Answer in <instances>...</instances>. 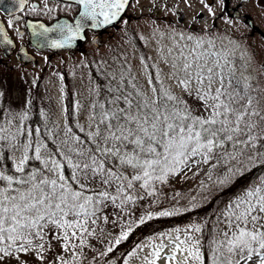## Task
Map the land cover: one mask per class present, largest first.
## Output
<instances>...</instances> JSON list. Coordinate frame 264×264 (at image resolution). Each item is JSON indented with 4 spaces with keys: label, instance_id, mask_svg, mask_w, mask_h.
Listing matches in <instances>:
<instances>
[{
    "label": "snow or ice",
    "instance_id": "obj_1",
    "mask_svg": "<svg viewBox=\"0 0 264 264\" xmlns=\"http://www.w3.org/2000/svg\"><path fill=\"white\" fill-rule=\"evenodd\" d=\"M11 2L23 6L25 0ZM79 3L83 4L84 10L75 28L68 24L58 25L56 29L41 25L43 31L34 33L38 38L46 37L52 31L58 32L61 38L51 41L45 38L38 43L54 48L69 46L84 27L83 21L91 19L94 28L111 23L127 0H79ZM0 7L6 8L3 0H0ZM98 17L103 19L97 20ZM2 31L0 28V33ZM199 59L194 57V61ZM182 70L186 78L178 81L179 86L191 94L190 85L195 79L196 95L203 101L207 115H193L186 102L168 89L152 88L157 94L155 98L139 91L127 95L121 92L107 101V108L105 104L94 105L100 111L92 117L96 124L88 133V142L93 147H85L80 137L72 135L68 129L61 146L56 149L64 163L55 154L42 151L47 149L46 144L35 148L27 144L15 163L16 174L0 170V260L30 251L43 260V253L51 247L49 234L75 259L77 253L74 250L85 244V234H93L90 225L97 223L102 206L108 201L115 203L122 196L125 200L132 199L125 193L133 188L134 181H143L141 187L146 188L153 179L164 180L168 173H174L192 156H207L225 140L232 141L245 132L250 133L256 127L251 117L264 120L260 112L250 111L251 99L240 105L244 97L227 92L223 76L220 87L213 92L211 68L204 75L201 65L185 58ZM205 80L209 84L206 91L202 87ZM228 86H231V80ZM15 139V136L0 135V140ZM249 140H255V137L249 135ZM29 150L34 155L29 156ZM31 159L40 161L42 167L28 168ZM65 167L70 169V176H65ZM224 223L220 238L212 241L211 264H264V189L257 187L248 191L230 205ZM126 235L116 243L119 244ZM170 243L173 247L169 260H175L177 253H181L185 254L184 264H205L199 239L188 236L181 240L177 236ZM164 247L161 245L152 253L155 259L149 260L148 264H156ZM58 259L60 264H69L62 257Z\"/></svg>",
    "mask_w": 264,
    "mask_h": 264
},
{
    "label": "rangeland",
    "instance_id": "obj_2",
    "mask_svg": "<svg viewBox=\"0 0 264 264\" xmlns=\"http://www.w3.org/2000/svg\"><path fill=\"white\" fill-rule=\"evenodd\" d=\"M238 3H240V11L250 14L259 29H255L253 32V28L243 18L233 17L226 13L224 11V3L221 0H135V10L125 20L123 28L110 29L103 36V39L110 40L114 33H120L122 39L119 42V53L123 57L125 52L134 51V47L126 43V34L132 30L139 31L148 46L149 56L153 59L156 73L158 74L159 72L161 79H164L180 95L189 93L184 91L178 83L180 79L186 78L182 67L185 63V58H187L189 62L201 65L204 75H207V69H212V89L220 87V77L223 76L224 85L228 93H239L246 100H255L262 108V105H264V0H233L234 5ZM154 10L159 11L160 15H164L165 18H169L170 15V23L164 19L154 18ZM182 15L183 19L181 20L180 17ZM209 27H212L213 33L205 34L203 30ZM98 40L100 41L99 38ZM95 50L98 49L95 48ZM5 57L0 51V58L4 59ZM45 57L40 55V60L37 64L31 63L20 66L22 68L19 67L17 69L25 68L24 70L30 72L33 80H35L39 70L45 64ZM49 57L51 59L46 68H50L53 64H62L64 60L68 62L69 66L67 68L70 74L74 76V81L78 87L80 122L89 131L94 130L96 121L92 118L94 116L93 89L88 76L79 66L80 60H76L73 63L74 57H71L69 53L50 54ZM194 57H200V59L194 61ZM132 58L137 70H121V74L126 77H130L132 74L134 77H142V82L147 88L151 89V93L155 97V93L152 92L154 87L149 82L151 79L149 64L140 63L143 60L138 58L136 54ZM9 59L13 60V58ZM15 60L14 63H16ZM4 64H6L4 61L0 64V80H9L11 77L8 72L5 73L2 70ZM174 64L176 65L175 68L173 67ZM75 69L81 71L77 73ZM55 70V68L50 69L52 71L49 73L50 76H46L47 78L44 79V93L49 94L47 91L50 90L55 108L59 114L58 118L62 122L64 119L62 75L61 77L55 75L56 77L54 78ZM229 80H231V86H228ZM197 87L198 85L193 79L190 91L196 92ZM202 87L205 91L208 89L207 80H205ZM117 88L120 91L116 92L125 93V88L119 86L115 87L114 91ZM15 90L20 89L17 88L16 84H13L12 92L14 91V95H17L18 92ZM192 98L196 99L197 102L201 101L197 98L196 93L192 95ZM3 130L10 132L11 137H16L13 140L16 145L15 163L18 162L23 153V146L27 144H32L33 148L39 144H46L47 149H42V151L51 152L60 160L56 153L57 148L54 147L51 141L48 143L42 139L40 127L32 131L30 127L18 126L14 128L13 124L9 122L3 127ZM29 132L31 135H29ZM66 133L64 131L62 134L65 135ZM205 159H207V162H205ZM241 167L242 162L234 159L231 155L216 153L213 155L207 154V156L204 154L192 156L183 165L182 169L188 172L186 175L187 183H192L191 186L199 191L204 189L206 199H213L216 193L212 195L215 189H210V186L225 182L239 172ZM249 187L250 191L257 187H264V175L259 177ZM167 192L163 195V198L149 199L147 207L144 206L148 216H155L161 213L171 214L180 205H187L181 201L182 198H178L174 194L172 189ZM195 197L200 200V203H206L200 193ZM108 212L111 211L109 210ZM99 225L102 228L107 227L105 222H101ZM90 228L92 227L90 226ZM177 236L181 240L188 236L197 239L194 233L186 228L168 231L165 237L161 233L158 237L148 236L140 241L130 252L125 264H148L149 260L155 259L152 253L159 249L161 245L166 247L161 251L160 258L156 260V264H184L185 254L177 253L175 260L168 259L172 255L173 247L170 241L175 240ZM49 240H51V247L43 253V260L38 258L36 252L30 251L28 253L21 252L15 253L13 256H6L3 260H0V264H44L55 259V256L59 257L68 253L63 251L60 242L51 239V234H49ZM74 242L78 243V241ZM17 256L19 259L16 258Z\"/></svg>",
    "mask_w": 264,
    "mask_h": 264
},
{
    "label": "trees",
    "instance_id": "obj_3",
    "mask_svg": "<svg viewBox=\"0 0 264 264\" xmlns=\"http://www.w3.org/2000/svg\"><path fill=\"white\" fill-rule=\"evenodd\" d=\"M2 70L5 73L8 72L11 78L0 80V126L10 122L14 128L18 126L30 127L32 131H35L37 127H40L42 139L48 143L51 141L56 148L60 147L65 135L62 134L63 128L57 127V124L54 123L53 105L50 104V98L45 97L40 88L42 83L40 84L38 81L36 84H30L25 71L16 70L7 64H4ZM153 80L158 90L168 89L186 102V106L193 115L201 113L207 115L204 112L203 101L197 102L191 94H178L163 81H159L158 77L157 79L154 77ZM95 82L96 91H98L95 105L105 104L106 108L109 107L107 101H110L114 95H120L118 92L110 91L112 88L110 86H113L111 76L100 74L96 77ZM13 84H16L20 89L15 90L18 92L17 95H14V91L12 92ZM21 84L23 85L21 86ZM119 87L125 88V95L126 93L135 94L138 91L133 87V84L132 86L128 84ZM65 97L67 102L66 125H68L66 132L71 129V134L79 136L85 147H93L94 145L88 142L89 131L80 125V115L76 109L78 97L74 85L69 81L65 82ZM243 104H245V99L240 101V105ZM240 105L235 106L239 107ZM99 111L98 107H94V114ZM250 111L260 112L261 116H264V105L261 108L254 100ZM251 122L256 127L250 133L245 132L234 137L232 141L225 140L222 146L216 147L211 153H208L209 155L228 154L242 162L239 172L225 182L210 186V189H215L212 195L216 193L213 199H206L204 189L199 191L191 186L192 183L186 182L188 172L182 169L183 165L179 166L174 173H168L164 180L153 179L146 188L141 187L143 181H134L133 188L127 189L125 193L132 199L125 200L122 196L115 203L108 201L106 206H102V211L98 213V216L104 221L98 219L95 225H91L93 234L91 236L85 234V244L74 250L77 257L73 259L71 252L59 257L68 260L69 264H125L129 252L146 236L154 234L158 237L160 233L163 235L167 233L170 228H186L194 233L195 238L199 239L201 252L205 256V264H211V249L214 247L212 241L219 239L220 230L225 229L224 219L229 206L242 199L250 191L249 186L264 174V120L253 116ZM0 135L11 138L10 132L5 130L0 132ZM249 135L254 136L255 140H249ZM15 151L16 145L13 140H0V170L7 174H16L12 160ZM28 155H34L33 151L30 150ZM58 158L64 163L59 154ZM40 167H42L40 161L31 159L28 162V168ZM64 174L70 176V169L65 167ZM125 174L128 175V173ZM170 189L187 205H180L175 212L169 215L148 216L146 205L149 199L163 198V195ZM110 191L114 195L116 194L114 189H110ZM198 193L203 196L206 203L202 204L200 200H197L195 196ZM109 210L111 212H108ZM101 222H105L107 227L102 228L99 225ZM196 228H199L200 231H195ZM125 233L127 234L126 238L121 239L117 244L116 241ZM109 248L112 251H108ZM44 264H60V260L55 256V259Z\"/></svg>",
    "mask_w": 264,
    "mask_h": 264
},
{
    "label": "water",
    "instance_id": "obj_4",
    "mask_svg": "<svg viewBox=\"0 0 264 264\" xmlns=\"http://www.w3.org/2000/svg\"><path fill=\"white\" fill-rule=\"evenodd\" d=\"M69 1L79 2V0H69ZM227 1H228V0H227ZM129 2H130V0H127V3L125 4V7L120 11L119 16L117 17V19L113 20L112 22L117 21V20L121 17V15L125 12V10H126L128 4H129ZM80 5H81L80 12L78 13V15L76 16V18H75L74 21H70V22H68V23H63L62 20H60V21H57L56 23H54L53 25L48 26V27H50V29H56L58 25H65V24H68V25H72L73 28H75L76 23H77L78 21H81V16H80V14H81V12H83V10H84V6H83V4L80 3ZM235 14H237V13H235ZM102 19H103V17H98V18H97V20H102ZM112 22H111V23H112ZM83 24H84V27H83L82 30L80 31L79 35H78L76 38H74V39L72 40V42H71V44H70L69 46H73V43L77 42L78 39L84 38V31H85L86 29L91 28V29H94V30H98V29H102V28H104L106 25H108V24H110V23H108V24H102V25H100V26L94 28V27H92L93 21H92L91 19H88V20H86V21H83ZM0 28H1V26H0ZM35 29L38 30V28H35ZM50 33H52V36H55V39H60V38H61L60 35L58 34V32H56V31H52V32H50ZM0 36H1V33H0ZM75 44H76V43H75Z\"/></svg>",
    "mask_w": 264,
    "mask_h": 264
},
{
    "label": "flooded vegetation",
    "instance_id": "obj_5",
    "mask_svg": "<svg viewBox=\"0 0 264 264\" xmlns=\"http://www.w3.org/2000/svg\"><path fill=\"white\" fill-rule=\"evenodd\" d=\"M57 3H59L60 5H62L63 7H65V12H64L65 15H69L71 17L72 15L75 14L76 8H77L75 5H73V4H67V3L59 2V1H57ZM5 5H7V4H5ZM50 10H51V13H53V9L51 8ZM25 11H26V9L22 10L21 12H25ZM3 13H4V11H2L0 9V16L1 15H4ZM64 13H62V14H64ZM58 16H60L59 13L53 19H50V21H54Z\"/></svg>",
    "mask_w": 264,
    "mask_h": 264
}]
</instances>
